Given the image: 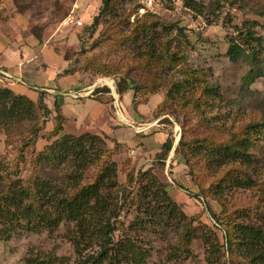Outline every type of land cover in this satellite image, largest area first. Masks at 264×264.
I'll return each mask as SVG.
<instances>
[{"label":"rangeland","instance_id":"374dc122","mask_svg":"<svg viewBox=\"0 0 264 264\" xmlns=\"http://www.w3.org/2000/svg\"><path fill=\"white\" fill-rule=\"evenodd\" d=\"M192 1L197 5L194 9L183 7L181 0L153 14L138 16L139 5L134 0H114L92 32L84 34L98 13L100 0L79 4L76 15L83 25L78 28L61 24L69 12L70 0H0V51L13 54L21 63L19 82L9 88L32 104L27 116L12 118L4 126L0 120V177L25 184L36 176L35 158L53 141L64 136H94L100 142L92 143V151L97 149L95 155L99 157L88 168L83 182H90L101 161L114 165L116 190L126 185L127 174H146L142 181L124 190L127 197L120 200L116 236L124 232L131 236L127 224L135 214L136 204L143 208L147 200L140 197V188H147L150 194L163 191L168 199L169 203L165 200L159 205L152 202L158 214H164L162 219L159 216L157 231L133 232L141 251L147 254L143 264H207L208 260L217 264L226 260V253L223 257L219 247L217 251L211 246L214 238L219 245L224 243L222 231L215 229L210 217L220 212L218 204L201 196L196 201L179 189L198 195L194 182L197 178L188 173L189 169L202 180L206 170L219 173L223 166H206L197 155L189 157L186 166L173 150L181 137L202 136L209 127L235 130L264 116V50L238 35L247 21L254 22L256 35H264V0ZM257 12H262L261 16ZM229 37L245 53L259 50L261 77L248 82L246 61L228 60L225 53ZM147 47L154 48V56L164 50L173 55L175 68L167 74L156 68L150 70V78H155L151 88L154 91H126L121 104L115 85L124 76L136 84L144 83L146 70L140 71L135 64ZM182 71L195 72L217 88L215 97L208 96L207 103L199 105L197 115L187 110L189 95H198L193 81L183 85L184 96H165L172 82L186 78ZM101 87L107 88L108 93L94 95L93 90ZM39 93L45 94L43 103L50 110L47 119L37 108ZM55 97L63 123L61 131L51 136ZM167 133L172 138L171 150L162 163L155 162ZM199 151L205 150L194 148V154ZM249 154L253 158L249 170L258 180L264 173V132ZM200 168H204L203 172ZM263 196L264 188H238L225 191L223 198L230 211L237 207L263 209ZM5 228L0 225V264H30V260L46 256L72 264L77 258L70 240L74 228L69 222H61L51 231ZM182 233L186 237L181 247ZM87 248L88 252L96 250Z\"/></svg>","mask_w":264,"mask_h":264},{"label":"trees","instance_id":"16d2710c","mask_svg":"<svg viewBox=\"0 0 264 264\" xmlns=\"http://www.w3.org/2000/svg\"><path fill=\"white\" fill-rule=\"evenodd\" d=\"M113 1L100 0L98 13L93 18L91 25L83 30L84 34L92 32L97 21L107 13ZM181 3L183 7L192 9L197 6L192 0H182ZM167 7L169 6H163V8ZM148 13L153 14L154 12ZM259 13L262 12H257V15H260ZM227 20L230 22L229 18ZM138 25L143 29L148 28L143 24ZM150 25L154 27L155 24ZM253 25V21L244 22L242 24L243 31H239L238 35H241L248 44H253L256 48L263 47L264 50V44L260 46L262 42L264 43V35H256L253 32ZM150 42L153 45V42ZM227 44L225 56L229 61L236 62L239 59L246 61L248 66L246 79L248 82L262 76L260 66L262 61L258 58L259 50H251L252 52L245 53L244 49L230 37L227 39ZM153 54V47L143 49L135 64V67L140 71L146 70L144 83L136 84L127 76L117 82L114 90L119 103L122 104L124 101L123 97H125L124 92L126 91L132 93L140 89L148 93L154 91L151 88L155 78H150V70L156 68L159 72L162 71L167 74L175 68V57L167 55L166 50L157 56ZM180 73L186 78L179 82H172L165 96L173 98L174 94L179 93L184 96L183 85L188 86V83L193 81L198 95H189L187 110L192 113L196 112L197 115L200 113L199 105L207 103L208 96L215 97L217 88L198 78L195 72L182 71ZM101 93H108V89L101 87L93 90L94 95ZM44 95L39 93L37 108L41 109L43 118L47 119L50 110L43 103ZM57 99L55 97L52 103L55 116L54 128L50 132L51 136H56L61 131L63 123L59 115ZM31 106L32 104L27 98L21 94H13L9 86H0V120L3 126L12 118L19 119L27 116L32 111ZM263 132L264 116L254 124L248 123L235 130L209 127L208 133L202 136L181 137L173 150L175 155H181L186 166H188L187 159L194 155H197L206 166H214L216 169L223 166L219 173L210 174L206 170L204 174L202 173V180H199L198 176H194L189 169L188 173L197 178L194 182L198 195L191 194L178 186L180 190L196 201L197 197L201 196L204 199L211 198L218 204L220 212L211 214L210 217L214 221L215 229L222 231L224 243L219 245L214 238V244L211 246L217 251V247H219L223 257L226 253L227 258L221 263L218 261L217 264H264V208L237 207L229 211L223 198L225 191L232 189L261 190L264 188V173L257 180L252 177L249 170L253 165V158L249 151L253 149L255 140ZM94 141L100 142L94 136L89 135L77 138L64 136L53 141L35 158L33 168L36 176L27 179L25 184L21 183L20 185L11 182L6 177H0V225L6 227L5 230L18 226L19 229L26 231H51L61 222H69L74 228L70 240L73 252L77 256L72 264H143L147 254L141 251L137 244L139 239L134 236L133 232L148 230V233L152 234L157 231L156 228L160 225V215L153 207L152 202L159 205L165 200L166 203H169L168 199L163 191L150 194L147 188H140V197L147 200L143 208L137 204L135 206V214L130 223L127 224L128 233H131V236H128L126 232L116 236L117 227L115 223L119 215V205L121 206L122 201L127 197L124 190L138 180L142 181L146 174L140 171L136 172L135 175L127 174L126 185L116 190L114 165L105 164L101 161V163L98 162L99 168L94 176H91L90 182H83L88 168L96 160L95 158L98 159L99 157L95 155L97 149L92 151ZM171 147L172 138L170 133H167L159 152L156 154L155 162L162 163L169 154ZM194 148L205 151L194 154ZM183 149L186 152H183ZM36 167L38 168L37 171ZM63 167L64 169H62ZM66 167L70 169L69 172L65 170ZM200 169L203 172L204 168ZM53 173H58V175L52 176ZM137 186L139 191V185L137 184ZM111 190H116V192L113 193ZM262 199L264 200V196ZM120 200L122 201L120 202ZM119 202L120 204H118ZM201 204L205 206V204ZM171 207L175 209L173 205ZM163 215L160 216V219ZM185 237L186 235L182 233L181 247L185 243ZM0 239H2L1 231ZM86 247H95L96 250L90 249L88 252ZM29 263L69 264L51 256L43 257V259L35 258ZM207 264L212 263L208 260Z\"/></svg>","mask_w":264,"mask_h":264},{"label":"built area","instance_id":"2783aa9c","mask_svg":"<svg viewBox=\"0 0 264 264\" xmlns=\"http://www.w3.org/2000/svg\"><path fill=\"white\" fill-rule=\"evenodd\" d=\"M88 0H70V9L67 15L62 20V25L64 26H72L75 28L82 27V21L78 19L76 15V11L79 10V4H85ZM137 5H139V8L136 10V14L139 16L143 13L147 12H155V10H159L163 8V6L170 4H178L181 2V0H134ZM80 4V5H81ZM19 82V78L12 77L7 75L2 70L0 71V84L1 85H7L12 86L15 83Z\"/></svg>","mask_w":264,"mask_h":264},{"label":"crops","instance_id":"0c3cea01","mask_svg":"<svg viewBox=\"0 0 264 264\" xmlns=\"http://www.w3.org/2000/svg\"><path fill=\"white\" fill-rule=\"evenodd\" d=\"M2 37L3 36L0 35V38H2ZM0 54H1L0 55V71L2 70L3 72H5L9 76L19 78L18 77L19 75H17V74L21 70V68L18 66L21 63L19 61H17V58H15V56H13V54L7 53V55H6L5 53L2 54L1 51H0ZM14 65H16V67H14ZM27 86H29V85L27 84Z\"/></svg>","mask_w":264,"mask_h":264}]
</instances>
